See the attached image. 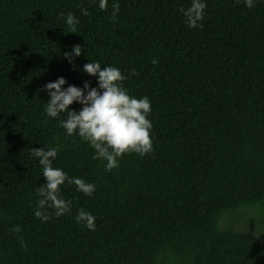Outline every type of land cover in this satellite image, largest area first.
<instances>
[{"label":"trees","instance_id":"16d2710c","mask_svg":"<svg viewBox=\"0 0 264 264\" xmlns=\"http://www.w3.org/2000/svg\"><path fill=\"white\" fill-rule=\"evenodd\" d=\"M111 2L0 0V264H264L258 236L221 224L252 212L264 225V3L205 0L203 28L189 29L191 0H119L115 18ZM91 61L134 70L123 86L151 102L153 150L111 171L44 114L46 83L96 87L82 71ZM43 147L96 186L88 197L62 185L71 210L47 222L33 214L45 180L30 150ZM80 209L94 231L75 223Z\"/></svg>","mask_w":264,"mask_h":264},{"label":"clouds","instance_id":"9594fccd","mask_svg":"<svg viewBox=\"0 0 264 264\" xmlns=\"http://www.w3.org/2000/svg\"><path fill=\"white\" fill-rule=\"evenodd\" d=\"M101 11L107 9L109 0H94ZM244 6L252 8L255 3H264V0H243ZM207 5L205 0H191L187 9L181 8L180 12L189 29H202V21ZM112 17L119 13V0H112ZM83 16L88 15V10L80 8ZM69 33H76L75 25L79 23L71 12L61 14ZM79 45L71 49V53H64V58L72 63L82 54ZM153 65L158 62L151 60ZM97 61L83 65L82 71L89 76L96 77V87H90L87 82L82 88L66 85L63 77L44 85V91L49 97L44 103L46 118L56 120L64 130L66 136H78L82 142H87L93 149V160L104 163V170L111 171L119 166V158L128 153H136L143 157L153 150L150 132L152 122L147 118L151 112V102L147 96L136 98L128 93L123 86V81L136 75L133 70L124 76L121 71L108 65L103 69ZM77 103L80 110L73 111L70 105ZM58 148H33L32 156L37 158L41 166V175L45 183L37 187V197L34 216L41 222H47L50 216L61 217L71 210V201L61 195V186L67 183L74 185L77 192L91 197L96 191L93 183H88L79 177H69L66 172L58 167H53L57 157ZM75 223L89 231L95 230V217L83 209L77 211ZM13 232L19 228L14 227ZM21 246L23 241L21 240Z\"/></svg>","mask_w":264,"mask_h":264},{"label":"rangeland","instance_id":"374dc122","mask_svg":"<svg viewBox=\"0 0 264 264\" xmlns=\"http://www.w3.org/2000/svg\"><path fill=\"white\" fill-rule=\"evenodd\" d=\"M252 214V212H247L245 215L241 213H231L223 217L221 224L224 226H234V228L249 232L253 236H258L264 243V225L257 224V218L253 220Z\"/></svg>","mask_w":264,"mask_h":264}]
</instances>
